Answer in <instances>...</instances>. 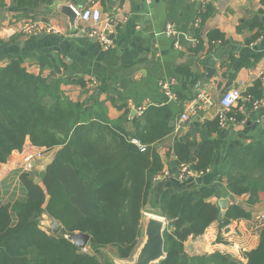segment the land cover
<instances>
[{
  "label": "trees",
  "instance_id": "1",
  "mask_svg": "<svg viewBox=\"0 0 264 264\" xmlns=\"http://www.w3.org/2000/svg\"><path fill=\"white\" fill-rule=\"evenodd\" d=\"M54 2L13 0L14 7L24 12L48 9ZM259 13L264 17V0ZM213 14L207 6L200 14V26ZM202 50L199 41L195 52ZM22 64L18 58L0 66V164L13 152H21L27 140L33 147L55 153L40 174L20 173L21 195L0 202V264H111L104 250L130 259L139 244L145 212L167 223L166 258L159 264H264V221L255 227L258 243L244 254L245 262L219 251L193 255L184 245L215 222L224 229L231 221L251 218L259 195L264 194V138L228 150L218 170L231 195L248 196L243 206L230 204L225 216H220L217 205L209 202L215 194L211 188H201L197 195L163 196L155 203L153 188L163 170L156 147L173 132L169 110L148 106L131 121L130 130L127 111L111 121L98 98L90 106L73 102L61 90V78L31 74ZM177 71L192 77L185 87L194 91L196 77L188 70ZM260 97L261 83L256 81L243 99L251 105ZM228 116L235 122L242 118ZM206 124L216 132L220 129L218 119ZM190 148V143L175 141L177 165L191 162L195 175L205 173L213 159V141L208 139L194 158ZM42 215L57 222L60 231L50 235L42 230ZM75 233L90 236L87 253L65 239Z\"/></svg>",
  "mask_w": 264,
  "mask_h": 264
},
{
  "label": "crops",
  "instance_id": "2",
  "mask_svg": "<svg viewBox=\"0 0 264 264\" xmlns=\"http://www.w3.org/2000/svg\"><path fill=\"white\" fill-rule=\"evenodd\" d=\"M262 0H55L76 8H93L100 12L98 28L110 26L108 48L89 38L88 23L76 22L72 31L67 19L52 6L38 12L20 11L13 0H4L0 10V66L9 61L22 59L27 72L43 77L54 74L63 80L61 90L73 102L93 105L95 99L103 103L109 120L114 121L128 112L131 130L140 107H166L171 113L173 132L156 147L163 170L158 175L152 199L155 203L163 196L177 193L197 195L201 188L215 190L209 202L216 204L227 200L230 204L243 206L248 196L231 195L218 170L226 152L243 148L253 141L264 138V17L259 13ZM54 2V3H55ZM210 6L214 14L200 26V14ZM25 21H33L50 32L24 34ZM261 27V29H260ZM172 29L174 34H166ZM85 31V35H82ZM211 37V38H210ZM202 44L203 50L195 52ZM188 70L195 76L194 91L186 89L187 79L177 70ZM207 69L213 73L207 76ZM91 80L96 86L91 88ZM261 83V101L257 106L243 99L244 94ZM160 82L169 86L172 97L168 98ZM239 89L241 98L231 108V114L242 116L240 121L226 123L216 132L206 124L217 119L218 102L224 92ZM204 91L212 104L190 114L179 124L178 119L194 100L198 90ZM180 96V97H179ZM257 103V102H255ZM136 115L129 118L130 111ZM214 143L211 165L207 171L187 181H180L181 166L192 170V163L177 165L173 151L175 141L190 143V155L196 157L207 140ZM43 151L31 146L24 147ZM43 159H34L32 172L40 174L51 162L55 151ZM44 156V155H43ZM23 154L13 152L5 164H0V202L8 203L19 196V174ZM16 183L12 188L11 182ZM264 207V194L253 210ZM43 216V215H42ZM226 228L215 222L205 233L189 238L185 245L190 254L223 252L245 262L244 254L254 249L258 236L251 224L244 220L231 221ZM242 249V250H241ZM190 252H189V251Z\"/></svg>",
  "mask_w": 264,
  "mask_h": 264
},
{
  "label": "built area",
  "instance_id": "3",
  "mask_svg": "<svg viewBox=\"0 0 264 264\" xmlns=\"http://www.w3.org/2000/svg\"><path fill=\"white\" fill-rule=\"evenodd\" d=\"M72 10L74 14L76 15V22L82 24V23H88L89 24V30L88 36L89 38L95 39L99 42L101 47L108 48L110 44V40L108 38V33L106 31L109 30L110 26H107V29H99L98 25L101 22V14L98 10L93 9L91 7L89 8H76L72 7ZM50 32V28H45L41 26L40 24L28 21L24 26L21 28V32L24 34H39L41 32ZM167 35L171 36L174 34L172 29H168L166 32ZM261 79L264 80V73L261 76ZM161 88L164 91V94L168 97H172V93L169 90V86L165 82H160ZM96 86V81L91 80L89 83V87L93 88ZM241 91L237 88H231L223 93L221 96L219 102H218V115L217 119L219 122V125L223 127L226 123L234 121L233 118L228 116L231 108L238 102V100L241 98ZM212 104L211 99L206 95L204 91H201L200 89L196 92L194 100L191 102V104L186 108V111L180 116L178 119V123H184L189 119L190 114H193L197 112V110H202L207 108ZM260 103H254V106H257ZM145 110L144 107H140L138 110L139 113H142ZM28 157V158H27ZM25 158V161L28 163V167L32 168L31 163L33 162L31 156H27ZM30 170H26V172H29ZM194 173L193 171L186 165L181 166L178 178L180 181H187L193 178ZM264 219V214L261 216ZM242 250V249H241ZM82 253H87L86 247L82 250H80Z\"/></svg>",
  "mask_w": 264,
  "mask_h": 264
},
{
  "label": "water",
  "instance_id": "4",
  "mask_svg": "<svg viewBox=\"0 0 264 264\" xmlns=\"http://www.w3.org/2000/svg\"><path fill=\"white\" fill-rule=\"evenodd\" d=\"M52 9H54L57 13L61 14L67 19L69 27L72 31L76 29V15L74 14L71 6L55 2L52 5ZM82 35H85V31H82ZM206 73L208 76L213 73V70L207 69ZM136 113L137 111L135 109H132L130 111L129 118L134 117ZM169 126H173V123H171ZM38 181V179H35L34 183H38ZM218 205L220 216H225L228 205L227 200H220L218 202ZM41 220V223H45L46 226H48L54 234L60 231L61 227L53 219H50L46 215H43L41 217ZM142 221L141 225H143L144 236L143 241L138 244L130 259L123 260L114 256V263L111 261V264H159L160 262L165 260L166 253L164 251L163 232L167 225L166 221L161 217L149 214L144 215ZM227 229L228 227H226V229L224 230L225 233H227ZM65 239L72 243L76 249L82 250L88 245L90 236L87 234L75 233L65 236ZM186 244L187 242L184 243V245Z\"/></svg>",
  "mask_w": 264,
  "mask_h": 264
},
{
  "label": "rangeland",
  "instance_id": "5",
  "mask_svg": "<svg viewBox=\"0 0 264 264\" xmlns=\"http://www.w3.org/2000/svg\"><path fill=\"white\" fill-rule=\"evenodd\" d=\"M28 21H25L23 23V26L24 24H26ZM22 26V27H23ZM25 145V144H24ZM28 146H26V148L23 146L22 150H21V153L23 154V164L21 166V173L22 172H26V170H30L32 171L33 168L31 167H28V163L25 161V158L27 156H31L32 157V160L34 159H45L47 158V156L51 155L49 152H44V151H39V150H32L30 148H27ZM44 155V156H43ZM11 157V156H10ZM28 158V157H27ZM43 159V160H44ZM29 171V172H30ZM20 175V174H19ZM11 186L12 188H16V183H14L13 181L11 182ZM261 195V194H260ZM260 195H259V201H260ZM259 203V202H258ZM257 203V204H258ZM257 204L253 207V210L256 208ZM255 211V210H254ZM146 214H149V215H153V216H156L154 214H150L149 212H145L144 215ZM262 214H264V207L263 205L260 206V209L256 210V212H254V214L251 216V218L249 220H244L246 222H249L251 224V228L254 229V232H255V227L256 226H259L263 221L264 219L261 217ZM41 219H40V227L42 228V230H44L47 234H50V235H55L48 226H46V224H42L41 223ZM240 221V220H239ZM143 222V221H142ZM228 227V226H227ZM143 225H141V233H140V238H139V243H141L143 241ZM86 251H88V247H86ZM189 251V250H188ZM190 252V251H189ZM106 259L109 261V262H113L114 263V254L108 250H104L103 251Z\"/></svg>",
  "mask_w": 264,
  "mask_h": 264
}]
</instances>
